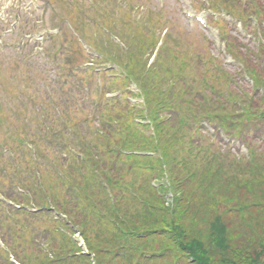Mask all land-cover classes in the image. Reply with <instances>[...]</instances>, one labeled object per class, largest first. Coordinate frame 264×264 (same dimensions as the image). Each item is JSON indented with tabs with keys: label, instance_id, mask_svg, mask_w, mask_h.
I'll return each mask as SVG.
<instances>
[{
	"label": "trees",
	"instance_id": "1",
	"mask_svg": "<svg viewBox=\"0 0 264 264\" xmlns=\"http://www.w3.org/2000/svg\"><path fill=\"white\" fill-rule=\"evenodd\" d=\"M263 47L258 46V53ZM149 51L147 47L126 49L124 55L114 58L126 72L123 79L132 80L146 94L144 104L155 130L139 120L145 119L141 108L126 99H105L97 91V96L87 98L79 111L90 107L91 116L95 115L100 127L93 128L94 118L85 117L89 130L83 132L76 127L82 121L80 113H72L70 130L62 128V132H56L57 140L46 144L54 151L64 152L65 157L46 154V145L38 148L39 153L50 155L58 167L55 183L64 202L52 206L69 219L71 226L66 228L74 226L87 240L85 231L91 229V222L95 231L107 236L95 244L88 242L89 254L83 255L79 248L74 250V240L63 232L59 239L53 231L46 230L50 234L47 244H40L45 248L36 251V258L25 255L29 259L25 262L17 247L11 249L20 264H264V169L254 162L255 150L233 155L236 159L229 166L218 161L219 153L202 148L195 151L202 135L199 122L211 119L227 130L223 113L236 106H228L220 97L206 100L199 96L201 91L193 89L179 59L174 67L169 62L163 68H155L156 54L148 65ZM158 63L161 64L160 59ZM159 69L164 70V76L156 78ZM246 69L254 85L264 86L263 62L246 65ZM225 85L228 87V82ZM208 86L213 90L209 83L204 89ZM216 93L214 90L212 95L215 97ZM195 95L202 103L193 101ZM225 96L230 104L237 93L228 92ZM247 99L245 105L249 107L258 100ZM165 114L166 119H161L160 115ZM235 124L232 122L231 128ZM68 137L81 141L66 151V143L71 145ZM200 152L206 161L198 167ZM59 160L63 161L64 170ZM27 162L34 167L32 161ZM245 162L251 166L246 167ZM24 172L31 173L28 164ZM129 175L139 183L128 182ZM15 179L22 181L19 176ZM221 180L224 183L220 184ZM46 186L40 185L37 192L44 191L45 197H51ZM168 193L172 194L170 205H166ZM217 198L223 199L218 208Z\"/></svg>",
	"mask_w": 264,
	"mask_h": 264
},
{
	"label": "rangeland",
	"instance_id": "2",
	"mask_svg": "<svg viewBox=\"0 0 264 264\" xmlns=\"http://www.w3.org/2000/svg\"><path fill=\"white\" fill-rule=\"evenodd\" d=\"M25 1L26 0H0V139L5 140L7 142L6 145L15 148V150H13V161L10 159L7 160L5 157L0 158V196L3 200L7 198L14 203H19L25 208L34 209L41 207V205L49 207L52 203L64 202V198L61 193L58 194V188L55 183L56 175L54 174L58 173V167L50 156L55 154L61 157L60 153L62 152L58 149L54 151L52 147L46 145L47 143H52L54 139L57 140L58 134H56V132L58 131L57 129H60V127L57 126L58 122L53 123L52 119V124L44 126L41 115L39 116L38 113L34 112L31 106L29 107L26 104V97L30 94L31 87L25 82V77H29L32 73L38 71L36 69V64L42 66V61H46L48 64L51 62V54H53L54 50H50L52 42H47L43 45H47L46 51L44 52V54L46 53L45 56L50 57L42 59L37 58L32 52L30 55H26L24 51L18 53L12 49V46H14L18 39L17 33L23 32L24 17L32 16L36 18L39 15L36 10L34 12L29 11V8H27L26 5L24 6ZM228 1L232 4V10L235 11L236 14L239 13L247 20V31L250 33L249 37L243 39L238 35L235 30L237 24L232 23L230 20L229 26L224 24L221 25V27L226 28L225 34H228V36L225 39L222 38L220 41L216 34L212 35L209 31H204L202 27L197 25L195 20L189 19L184 16V14H180V11L185 7L184 3H181L180 0H126L128 3L127 10H124L123 6L119 4L116 5V0H106V10L101 11V18L97 16L90 20L86 18V15L84 18L81 16L80 18L82 20L80 23L82 24L78 27L81 35L84 39L86 38L94 51H99L104 55L100 58L103 62H99L103 65H111L113 71L121 72L120 74L109 72L106 75H110L108 78L104 75L102 82L103 90L106 93H110L111 91H118L121 93L125 90L123 87L129 85L131 87L130 89L133 88L131 93L136 94L133 101L140 103V107L144 110L146 115H148L147 108L144 104V100L147 97L146 94L141 91L138 84L132 81L127 82L123 79L126 72L122 68L121 63L114 58L115 56L119 57V55H124L126 49L135 50L136 48L140 49L141 47H147L151 54L149 57L150 62L154 61L153 57L157 54L155 68H163V66L169 62L172 63L174 67L175 60L179 59L182 61L184 69H187L186 71L189 80H191L193 89H195V91L197 89L201 91L199 96H204L206 100H209L210 96H212L214 100L220 97V100L228 102V106L231 107L235 104L232 100L230 103L232 105H230L225 94H228V92H232V94L237 93V98L233 99L236 100L238 108H231L230 111L227 110L223 113L225 116L222 122L226 123L229 127L223 132L224 135H227H225V142L220 143V139L217 135H211L209 133V131L213 129H209V131L202 129V135L198 141L200 147L195 151L202 148L212 153H219L220 158L218 161H222V164L224 163L227 165L236 159L234 156H240L243 154L245 147H248V150H255L254 162L263 167V170L264 88L256 89L253 87V83L248 81L244 74L246 65L249 66L253 63L258 65L260 62L264 63V49H262L261 53H258V46H264V0H254L255 2L250 3V5L247 4V0H244L243 3L242 1L239 3V1L236 0L235 2L232 0ZM222 2H226V0ZM237 3L246 4L248 7H239ZM206 6L207 3L205 1V4L200 3L196 10L200 11V14H204L207 24L210 26L213 14L209 13L210 10ZM257 11H259V13H257ZM18 13H21L23 18H18L14 21ZM63 13V11H57L56 15L59 16ZM223 18H225V16H223ZM104 20L107 25H109L106 32H103L104 29H100ZM215 37H217V39H215ZM222 42L225 45V49L224 46H222ZM152 46H157L155 48L156 50L153 51L154 48ZM158 47L160 48L157 49ZM25 49L28 51V46H26ZM136 54H138L137 51L134 52V55L138 56ZM106 55L109 58H106ZM159 59L161 64L158 63ZM114 62L119 66L114 64ZM159 70V73H155L156 78L157 76H164V70ZM112 77L115 79H112ZM227 82L228 87L225 85ZM208 83L214 87L213 90L210 86L207 87V90L204 89V85ZM214 90H217L215 97L212 95ZM125 95L126 94H122L123 97ZM195 96L196 101L194 99L193 101L195 103L199 102V97H197V95ZM248 97H255L258 100H254L252 102L253 105L249 107L245 105ZM211 100L214 101L213 99ZM103 102L102 100L101 104H103ZM42 103L43 101H40L38 105ZM240 103H242V107L239 106ZM246 106L248 107L247 111L245 109ZM257 108H259V112L256 110ZM69 110L70 109L67 111ZM72 111H74L73 115L80 113L78 117L82 118V120H84L85 117L89 120L95 116H91L92 110L90 107L82 111L78 109H72ZM223 115L221 114V116ZM166 116H168V114L164 116L160 115V118L166 119ZM146 118H149V115ZM251 121L253 122L250 123ZM25 122H29L26 127L24 124ZM232 122L236 123L234 128L230 126ZM207 123L200 122L199 124L202 126L208 125L209 127H214L213 124H218L217 121L213 120ZM92 125L93 128L100 127V123L97 122L96 118H94ZM76 127L84 132L86 131L80 123H78ZM204 127L206 128V126ZM25 128L30 131V135L34 141L42 146H47L48 151L46 154H48V152L50 154L46 157L37 150L35 152L36 160L34 164L36 167H34V169L32 165L26 162L27 159L32 161L29 153H27L25 148L19 147L18 141L24 138ZM151 130H155L154 127H152ZM220 133H222V131ZM68 139L71 145L66 143V151L73 149V146L79 144V141H81L74 137H68ZM195 144L196 143H194V145ZM222 151H224L225 154ZM201 154L202 152L199 153L200 157L198 156V167H201L204 161H206V157L204 158ZM236 161H238V158ZM61 162L63 161L59 160L61 168L64 170L65 166L61 164ZM26 163L29 165L30 174L24 172L27 166ZM212 163L210 165H212ZM244 165H246V167L251 166L250 163L248 164L246 162ZM231 167H233V165H231ZM37 172L41 176H37ZM226 172L227 171H225V173ZM34 173L36 175L35 177L32 175ZM157 173L159 174L160 172L158 171ZM25 175L27 179L24 178ZM18 176L22 181H16L15 178H18ZM139 176L140 175L137 176L138 179ZM163 177L165 178V175H163ZM223 178L226 179L224 175ZM126 179L128 182H134L135 185L139 183L131 175L127 176ZM126 179L124 177V180ZM154 181L157 182V180ZM224 181L225 180H221L220 184L224 183ZM42 184L45 186L48 185L46 189L50 191L51 197H45L47 193L44 191L40 194L37 192L38 187ZM251 185H253V182ZM226 188H228V186H226ZM170 191L169 189V192ZM168 194L169 198L166 201V205L172 204V194ZM225 194L229 196V192H225ZM42 196L44 200L41 199ZM247 198L249 201L253 199L251 197ZM217 200L216 208L223 202L221 198H217ZM24 211L25 210L22 208L14 212L6 204L2 203V201L0 203V264H10L9 262L11 260L14 262L18 260L16 255L11 251L12 248L15 249L16 247V251L21 254V258L25 262L29 259L36 258V251H39L41 247L45 248L47 244L45 243L47 241L46 238L50 234L47 233L46 230L53 231L55 237L61 239L62 234H59L58 230L61 228L65 229L69 236H71L69 239L74 240L72 242V244L75 243L74 250H78L79 245L81 246L79 247L80 249L84 250L86 248L87 250L88 242L95 244V242L107 236L106 234L102 235V232L99 233L95 231L94 224L90 222L89 227H91V229L85 231L87 235V240H85L84 236H82L80 231L74 226L72 229H69V231L64 223H58L54 220V218H52V213H49L51 212L50 210L48 212L25 211L26 213ZM60 215L62 216L61 218H63L62 221L69 222V219L64 214L60 213ZM99 231H101V229H99ZM74 232L75 234L73 235ZM98 233L100 236H97L99 235ZM42 242L45 246L40 245ZM5 246L10 248L9 251L11 254H5L3 253L4 251L2 252ZM25 255L29 256V259L23 257ZM29 262L31 263V261ZM82 262L84 263L86 261L84 260ZM91 264L94 263L92 262Z\"/></svg>",
	"mask_w": 264,
	"mask_h": 264
}]
</instances>
